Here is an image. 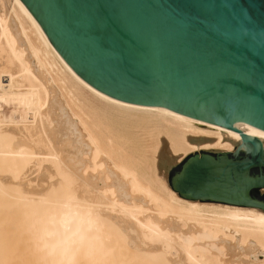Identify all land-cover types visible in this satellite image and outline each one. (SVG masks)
<instances>
[{
    "label": "bare ground",
    "instance_id": "obj_1",
    "mask_svg": "<svg viewBox=\"0 0 264 264\" xmlns=\"http://www.w3.org/2000/svg\"><path fill=\"white\" fill-rule=\"evenodd\" d=\"M221 132L242 141L94 89L21 0H0V264H264L262 212L184 200L158 171L162 138L183 159L232 152Z\"/></svg>",
    "mask_w": 264,
    "mask_h": 264
},
{
    "label": "water",
    "instance_id": "obj_2",
    "mask_svg": "<svg viewBox=\"0 0 264 264\" xmlns=\"http://www.w3.org/2000/svg\"><path fill=\"white\" fill-rule=\"evenodd\" d=\"M51 44L88 85L116 100L173 112L238 132L232 152L200 150L199 180L178 185L162 138L158 171L182 199L258 209L250 169L264 166V0H221L222 27L192 28L183 0H21Z\"/></svg>",
    "mask_w": 264,
    "mask_h": 264
},
{
    "label": "snow or ice",
    "instance_id": "obj_3",
    "mask_svg": "<svg viewBox=\"0 0 264 264\" xmlns=\"http://www.w3.org/2000/svg\"><path fill=\"white\" fill-rule=\"evenodd\" d=\"M232 7L238 8V0H231ZM221 0H183V6L180 11L187 12V22L192 28H205L209 32L214 31L218 27L223 26V19L220 15ZM172 173L171 178L178 185H187L195 183L199 180L202 169L200 161L193 158L174 159L170 161ZM250 186L252 195L256 190L260 199H264V166L259 171L250 169Z\"/></svg>",
    "mask_w": 264,
    "mask_h": 264
},
{
    "label": "clouds",
    "instance_id": "obj_4",
    "mask_svg": "<svg viewBox=\"0 0 264 264\" xmlns=\"http://www.w3.org/2000/svg\"><path fill=\"white\" fill-rule=\"evenodd\" d=\"M71 211V210H70ZM77 215L81 216L84 219V222L87 224V216H88V210L86 208H77L76 210Z\"/></svg>",
    "mask_w": 264,
    "mask_h": 264
},
{
    "label": "rangeland",
    "instance_id": "obj_5",
    "mask_svg": "<svg viewBox=\"0 0 264 264\" xmlns=\"http://www.w3.org/2000/svg\"><path fill=\"white\" fill-rule=\"evenodd\" d=\"M186 157H187V156H186ZM186 157H185V158H186ZM183 159H184V158H183ZM181 160H182V159H181Z\"/></svg>",
    "mask_w": 264,
    "mask_h": 264
}]
</instances>
